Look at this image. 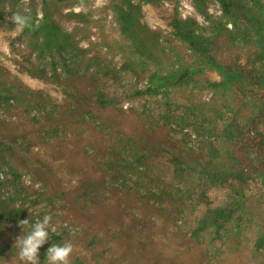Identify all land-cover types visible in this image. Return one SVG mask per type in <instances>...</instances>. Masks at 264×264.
<instances>
[{
    "label": "trees",
    "instance_id": "obj_1",
    "mask_svg": "<svg viewBox=\"0 0 264 264\" xmlns=\"http://www.w3.org/2000/svg\"><path fill=\"white\" fill-rule=\"evenodd\" d=\"M20 1L0 0L6 45L0 47V264H20L19 221L45 214L56 228L39 250L40 264L65 239L73 245L70 264H170L151 253L161 238L228 255L246 252L248 263L264 264V192L257 197L250 190L251 183L264 188V0H216L219 18L210 14L209 0H191L210 24L208 33L166 13L171 37L164 40L186 45L194 56L177 66L147 16L157 0H109L130 52L150 61L142 71L147 85L133 98L188 87L213 93L210 103L188 105L195 129L178 137L168 114L155 119L120 108L103 86L110 68L86 57L53 9L45 6L40 19L35 5L19 10ZM14 12L29 16L31 27L14 31L7 19ZM16 33L19 39L11 38ZM63 168L76 178L73 185L59 175ZM26 174L38 188L25 184ZM217 187L231 194L215 204L209 192ZM42 204L49 212L34 210ZM252 228L254 251L238 235Z\"/></svg>",
    "mask_w": 264,
    "mask_h": 264
},
{
    "label": "rangeland",
    "instance_id": "obj_2",
    "mask_svg": "<svg viewBox=\"0 0 264 264\" xmlns=\"http://www.w3.org/2000/svg\"><path fill=\"white\" fill-rule=\"evenodd\" d=\"M157 2L155 7L150 8L147 16L152 26L160 31V41L173 61L170 65L177 66L178 61L187 64L193 63L194 56L186 45L178 43V41L171 44L164 40L167 36L171 37L165 14L176 13L180 19H192L196 21L199 27L206 28L207 33L210 31V24L197 12L191 0H157ZM33 3L31 0H21L18 8L19 10L29 11L35 5L38 17L41 19L44 7H50L55 11V18L59 21L62 28L73 34L79 47L88 50L86 57L97 56L103 61L106 68H110L111 71L106 69V74L103 75V86L105 92L114 98L120 108L128 113L131 110L138 113H148L151 116L153 115L155 119H162L165 114H168L169 123L176 137L180 134L193 133L195 116L188 108V105L194 103L202 106L204 103H210L213 93L202 87H188L172 89L158 97L144 96L133 98L136 88L143 89L147 85V79L142 76V71L143 63L147 64L150 61L144 60L130 52L131 44L121 36L119 25L109 0H46L45 4H43L42 0H36ZM208 7L213 17H222L220 5L216 0H209ZM7 13L4 12L5 15ZM2 36L3 33H0V47L6 49V45L1 40ZM18 37V33L11 36V38L15 39H19ZM15 47V49L20 50L23 47L22 42L17 40ZM72 55L70 54L69 57L73 58L74 55ZM245 55L246 53L240 55L242 63L247 62ZM129 61H133L135 65L129 66ZM50 62L51 59L48 58L46 63ZM208 76L216 77L211 72ZM28 83V85L34 86V82L29 81ZM193 139L194 137H192ZM59 175L65 184H74L76 178L70 177L64 168L60 169ZM23 180L28 186L39 187V183H34L29 174L24 175ZM250 190L252 194L258 195L257 197L264 192V188L259 183H251ZM229 194L231 193L227 188L217 187L209 192V197L215 204H218L225 200ZM249 205L251 206L250 209L256 213L257 207H252L251 202ZM49 209L48 205L42 204L34 210L47 213ZM245 218V221L248 222L249 216L243 217V219ZM52 227L56 228V225ZM236 229L238 228L236 227ZM257 233L256 228H252L250 231L241 229L238 235L241 236L240 238L248 248L254 251L257 248L255 243L258 238ZM150 247L153 250L151 251L152 254L163 255L170 264H250L247 262L246 252H234L228 255L227 252L225 254L222 250L213 248L178 246L163 238L150 245ZM261 252H264V250ZM129 259L131 258L128 257L127 260Z\"/></svg>",
    "mask_w": 264,
    "mask_h": 264
},
{
    "label": "clouds",
    "instance_id": "obj_3",
    "mask_svg": "<svg viewBox=\"0 0 264 264\" xmlns=\"http://www.w3.org/2000/svg\"><path fill=\"white\" fill-rule=\"evenodd\" d=\"M5 11L9 12L7 8ZM7 19L15 25L14 31L20 32L31 27V18L20 12H14ZM31 214L33 216L32 212ZM52 221L53 217L49 214L35 218L34 222L19 221V226L24 230V234L16 239L14 247L20 264H40L39 250L50 240V231H55ZM26 227L29 229L28 231H26ZM72 253L73 245L70 240L65 239L63 243H53L47 250L44 264H70Z\"/></svg>",
    "mask_w": 264,
    "mask_h": 264
}]
</instances>
